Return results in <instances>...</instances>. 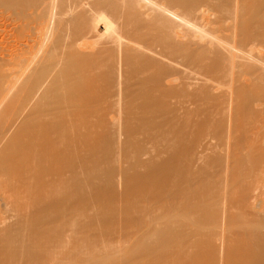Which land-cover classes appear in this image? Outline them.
<instances>
[{
	"label": "bare ground",
	"instance_id": "bare-ground-1",
	"mask_svg": "<svg viewBox=\"0 0 264 264\" xmlns=\"http://www.w3.org/2000/svg\"><path fill=\"white\" fill-rule=\"evenodd\" d=\"M0 264H264V0H0Z\"/></svg>",
	"mask_w": 264,
	"mask_h": 264
},
{
	"label": "rangeland",
	"instance_id": "rangeland-1",
	"mask_svg": "<svg viewBox=\"0 0 264 264\" xmlns=\"http://www.w3.org/2000/svg\"><path fill=\"white\" fill-rule=\"evenodd\" d=\"M130 129H131V132H132V128H131V125H130ZM133 154L134 153V148H129L128 150H127V156L129 155V154ZM102 220H104V219H100V218H97L96 219V221H95V223L96 224H100V226L102 225ZM91 234L92 235H96L97 236V230L93 227V225H92V230H91ZM110 234V235H109ZM107 236H109V237H112L113 236V234H112V232H109V231H107ZM84 237V236H83ZM81 237H79V239H80ZM78 240V239H77ZM80 240H78V243H77V246H79V244H80V242H79ZM76 245V244H75ZM103 251V252H102ZM102 251H100V254L101 255H105L106 254V252L108 251V253L110 254V252H109V250H102ZM106 251V252H105ZM103 253V254H102ZM94 254V253H93Z\"/></svg>",
	"mask_w": 264,
	"mask_h": 264
}]
</instances>
